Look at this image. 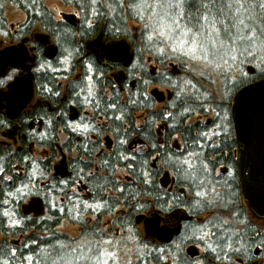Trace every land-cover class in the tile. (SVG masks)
Here are the masks:
<instances>
[{"label":"flooded vegetation","instance_id":"af4514ba","mask_svg":"<svg viewBox=\"0 0 264 264\" xmlns=\"http://www.w3.org/2000/svg\"><path fill=\"white\" fill-rule=\"evenodd\" d=\"M49 1L44 0L43 7L51 13V20L42 22H27L28 16L16 6H0V120L7 125L0 126V170L4 173V179H0V213L10 211L9 217L0 214V264H64L67 258L76 264L75 257H94L99 249L108 248L105 240L128 238L130 228L138 231L140 241L155 246L156 250L169 251L184 226L194 221L197 228L202 227L204 217L193 218L183 207L161 210L163 200L178 192L182 193L179 201L190 200L187 191L178 185H162L161 160L157 163L149 155L152 153L159 158L152 145L161 142L182 150L177 129L167 136V126L160 117L163 104L170 98L159 85L161 68L151 62L147 70H141L128 36L106 37L103 25L97 31L89 29L86 21H91L93 27L97 23L88 17L84 20L79 1L68 0L66 4L56 0L64 10L58 15L45 5ZM7 7L22 13L24 21L8 24ZM132 29L129 30L131 36ZM65 35L72 39L73 51H61L60 39ZM123 43L128 48L127 60L119 56L110 60L108 48H121ZM52 52L54 56L48 58ZM144 60L150 61L148 54H144ZM50 72L55 74L54 88L47 81ZM29 73L30 92L21 88L11 93L9 87L15 79ZM94 76L102 79L99 87ZM149 78L154 80L149 81ZM142 80L149 81L147 99L141 92L143 100L147 101L141 106L144 111L136 118L116 120L120 122L121 133L116 132L112 108L108 107L113 103V89L123 99L130 92L134 93L138 85L142 89ZM38 83L43 91L37 89ZM89 91L92 102L85 99ZM150 103L152 106H148ZM204 120L198 117L194 123L207 127L209 122ZM77 127V131L72 130ZM118 138L127 143L120 146ZM129 154L146 159L144 167L155 165V170H160L159 175H155L154 170L156 185L151 188L155 190L154 198L150 196L153 191L144 192L147 186L135 185L130 170L125 168L131 162L123 156ZM217 171L225 174L227 168L222 166ZM116 181L126 186L123 194L113 187ZM25 184L31 192L21 199L16 189ZM238 187L241 195L240 185ZM135 188L139 193L136 197ZM101 197L109 198L105 208H113L110 214L96 215L86 208L88 204L101 202ZM157 197L162 198L160 203L156 202ZM3 200L9 203L3 205ZM141 204L146 207L139 208ZM206 215L209 216L207 211ZM153 219L158 229L179 228V234L174 235L169 244L161 243L155 235L147 237L145 222ZM253 220L255 225L264 228V220ZM65 226L72 231L67 233L63 230ZM253 237L251 241L256 243V232ZM200 248L205 249L198 245L193 258L200 255ZM248 257V260L236 257L228 264H264V248L253 245ZM79 264L89 262L80 260Z\"/></svg>","mask_w":264,"mask_h":264},{"label":"snow or ice","instance_id":"6c2138e0","mask_svg":"<svg viewBox=\"0 0 264 264\" xmlns=\"http://www.w3.org/2000/svg\"><path fill=\"white\" fill-rule=\"evenodd\" d=\"M32 2L34 4L35 0H32ZM92 3L96 4L97 0H92ZM116 7L124 11L125 4L123 0H118ZM126 8L133 18L137 20V27L132 29L133 35L131 39L139 61L138 67L141 70H147L151 62L162 65L174 62L183 73L181 80L185 86L184 89H180L173 85L176 89V95L181 98V104L186 105L180 114L188 119L192 114L199 115L200 112H208L211 109L215 112L217 119L226 120V117H223L220 111H216V108L227 106L230 103L231 97L228 94L230 91L228 82L229 78L234 74L235 62L241 57L247 59L248 55L253 51L264 50V0H127ZM95 14L99 16L101 13L96 12ZM86 22L89 29L93 28L91 21ZM137 33H139L138 41ZM33 51H38L35 45L33 46ZM144 52H147L150 61L144 60ZM261 71L264 72V65H262ZM213 73H216L226 82L225 92L220 94L219 105H217L216 97L212 92L208 91V89H204L203 92L199 91L192 80L193 76L200 79L211 78ZM244 75L246 74L242 73L241 78L230 81L233 88L238 87L243 82L242 77ZM161 77L166 79L168 84H172L168 73H161ZM88 79L91 78L89 77ZM215 83L216 81L212 79L211 84L214 85ZM148 84L149 81L142 80L143 87L141 91L145 94L144 99H147ZM46 91L51 92V89H46ZM56 95L58 96L59 93H56ZM90 98L91 91H89L85 99H89V102H92ZM108 107L116 109L117 104L113 102ZM160 115L165 121L176 119V116L171 112L162 111ZM115 119L122 120L123 117L116 116ZM145 120L147 123V117ZM0 126L7 125L0 120ZM167 126L174 127L171 124ZM217 127L220 128L221 125H217ZM72 130L77 131L78 127ZM216 135H219V132L212 131L210 134L208 131H201L197 137L193 138L195 145L193 148L181 151L179 146H177L179 155L175 161L167 158L168 153H159V149L165 147L163 142L159 145H152L156 149L159 158L152 153H149V155L157 163L160 160H165L164 167H172L174 169L177 183H186L187 188L190 190V200L179 201V195H173L169 199L163 200L161 210L174 209L177 207V201L196 208L211 210L213 213L212 217L199 229L200 234L196 235L194 232L193 237L197 241L205 242V251L212 253L216 252V248L206 243V241L208 238L215 237L220 242L218 246L221 247V252L224 255H228L227 252H224L222 245L227 241H231V236H227L223 231L217 235L215 231H211L208 228V225L211 224L216 227L215 222H219L221 225L231 224V217L225 220L216 215L219 209H222L225 214L231 212L237 216L243 210L234 209L231 204L224 201V194L217 191V187L223 186L219 184V181L215 180L213 176L214 168L209 169L210 161L202 155L205 151V143L202 141L211 142ZM126 143V140L118 138L120 146ZM207 146L217 147L214 143H208ZM123 151L132 152L131 149H123ZM117 155H120V153L118 152ZM185 156L187 158H184ZM123 159L130 162L136 161V156L132 154L124 155ZM146 163L147 160L145 159L144 164ZM144 164L140 165L141 170L139 172L136 171L132 163L126 164L125 168L130 170V175L134 176L140 184L151 189L155 183V175H159L160 170H155V165L147 168L144 167ZM112 174L115 175V171ZM0 179H4L2 170H0ZM113 187L121 194L126 191V186H120L119 181L114 182ZM16 192L21 199H24L30 194L31 189L25 184L22 188L16 189ZM161 199V197H157L156 202L160 203ZM108 201V197H101V202L88 204L86 208L96 215L102 213L110 214L113 208L111 206L107 209L105 208V204ZM8 203V200L2 201L3 205ZM165 205L167 208H165ZM144 207L146 205H139V208ZM60 211L63 212L64 209H60ZM0 214L9 217L10 211H4ZM76 219L79 221L80 217L77 216ZM166 222L167 217L165 219ZM88 223L91 224L92 221L90 220ZM249 223L251 222L249 221ZM13 226H16L15 222ZM81 226L83 227V225ZM127 230L131 231V229ZM133 235L138 237V231L134 232ZM256 236H264V229L258 228ZM253 240H255V237H253ZM105 243L109 247L99 249L94 257L89 255L75 257L76 264H79L80 260L88 261L89 264H109V260L115 262L118 254L112 251L113 240L107 239ZM261 243L264 244V239H261ZM115 244L118 247L119 241H115ZM228 248L239 258L242 251L241 247H233L231 243H228ZM158 251L164 252L163 249H158ZM216 258L220 259L221 257L217 254ZM27 259L31 260V257ZM61 259L63 260L64 257L61 256ZM204 259H207V256ZM65 264H72V260L65 261ZM196 264H202V261H197Z\"/></svg>","mask_w":264,"mask_h":264},{"label":"trees","instance_id":"16d2710c","mask_svg":"<svg viewBox=\"0 0 264 264\" xmlns=\"http://www.w3.org/2000/svg\"><path fill=\"white\" fill-rule=\"evenodd\" d=\"M66 4L68 0H61ZM79 1L78 5L81 7V12L84 20L86 17L89 20L95 21L97 24L96 27L91 28L92 31L100 28L103 25V30L106 33V37H111L117 39L118 37L128 36L131 39V35L129 34L130 24L134 23L137 26V20L133 18V16L128 12L127 0H123L125 4V10L121 11L120 8L116 7V3L118 0H97L96 4L92 3V0H74ZM0 4L16 6L18 9H21L27 16V22L34 21H49L50 12L45 11L44 0H35L33 4L32 0H0ZM100 12L101 14L97 16L95 13ZM106 13V15H105ZM92 15V18H91ZM1 16V12H0ZM85 34L83 33V38ZM139 40V33H137V41ZM60 49L61 51L72 50V39H69L68 35L63 36L60 39ZM147 54V52H144ZM236 68L234 74L229 78L228 88L229 95L231 97L230 103L227 106L217 107L216 111H220L223 117H226V120L221 121L217 119L215 112L209 109L208 112H200L199 115L192 114L190 118L186 119L182 113L183 107L186 105L181 104V98L176 95V88L184 89V83L181 80L183 73L178 69V67L174 64V62H169L165 65L159 64L161 73H168L172 84H168L167 80L161 77L160 73V81L159 85L162 89H165L163 93H167L170 98H168L162 106V111L171 112L176 116L175 120H168L164 122L165 126L171 124L174 127L167 126V136L170 135L171 131L177 129L179 135L182 139V150L193 148L194 145V137H197L201 131L209 130L211 134L212 131L219 132V135L213 137L211 142L202 141L205 143V151L202 153L203 156L207 157L210 161L209 169L214 168L213 176L215 180L219 181V184L223 187H217V191L224 194V201H227L231 204V207L234 209H242L243 211L240 214L234 215L229 212L225 214L222 209L217 210L216 215L220 216L222 219H228L231 217L230 225H221L219 222L216 223V227H213L211 224L208 225V228L211 231H215L217 235L220 234L221 231L226 233L227 236H231V241L225 242L222 246L224 247V252H227L228 255H224L221 252V247L218 246L220 243L216 240L215 237L208 238L206 243L211 244L212 247L216 248V252H206L203 250V255L200 253L197 258H193L194 253L196 255V249L198 245H201L205 248V242L197 241L193 237V233L199 235V229L197 225L193 223L188 224V226H184L181 234L173 241L170 245L169 251L159 252L155 249V246L150 245L146 242H137L136 251L132 253V260L134 264H157V263H167L165 260L166 257H170L167 264H196L197 261H202V264H228L235 261L237 255L233 254L229 248L228 243H231L233 247H241L242 251L239 255L240 258L244 260H248L249 250L252 249L253 245H257L259 247L264 248V244L261 243V239H264V236H256V243L251 241V237L254 236L255 232L258 228H262L260 225H255V221L250 217L249 213L244 207L243 200L241 195H239V179L237 172V163H238V151L234 133V127L231 116V106L234 95L242 89L244 86L256 82L258 80L264 79V72L261 71L262 65H264V50L253 51L247 57V59L241 57L236 62ZM175 67L172 69V67ZM227 67V66H225ZM49 77H47V81L50 84L51 88H54L57 84L56 79L54 78V73L50 72ZM246 74L242 77L243 82L239 84L238 87H232L230 81L237 80L241 78V74ZM41 77V76H40ZM59 78V77H58ZM214 79L216 83L214 85L211 84V80ZM93 80V79H92ZM101 80L98 77L94 76V82L97 87L100 86ZM154 79L149 78V81H153ZM193 83L196 85V88L203 92L204 89H208V91L212 92L216 97L217 105L220 104V94L225 92V81L219 77L216 73H213L211 78L200 79L196 76L192 77ZM74 83L71 85L73 86ZM95 86V87H96ZM141 85H138L137 90L126 97L123 98L119 95V92L116 89H113V97L112 102L117 104L116 109H112V114L115 119L116 116H122L123 119H132L139 116L143 108L142 104L147 103L144 101L141 95ZM37 89L43 91V86L39 83L37 84ZM41 92V91H40ZM206 95V93H205ZM148 105V104H147ZM148 106H152L150 103ZM195 107V105H193ZM207 107V105H206ZM161 111V112H162ZM129 113L131 114L129 116ZM154 116V114H151ZM203 118L205 122H209L207 127H203L198 123H194V119ZM120 122H117L116 119L114 121V126L117 127L116 132L119 130ZM130 125H133L132 122H129ZM217 125H221L220 128ZM132 132V131H130ZM119 133L120 130H119ZM208 143H214L217 147H208ZM162 153H168V159L171 161H175L176 157L179 155L177 149L169 147L166 145L162 151ZM227 153V155H225ZM184 158H187L185 156ZM145 159L140 158V156H136V161H131V163L136 168V171L139 172L141 170L140 165L144 164ZM162 163V185H178L179 188H183L187 191L188 198L191 199L190 190L187 188L186 183L181 182L177 183V177L174 169L172 167H164L165 160H161ZM145 165V164H144ZM225 166L227 168V172L225 174H219L217 169L219 167ZM135 185H140V183L135 179L134 176H131ZM183 184V186H182ZM143 185V184H142ZM154 185H156L154 183ZM153 191V189L145 188L144 192ZM136 197L139 193L135 188ZM149 195V194H148ZM179 200L182 198L181 193L178 192ZM151 198L155 197V190L150 194ZM164 194H161L163 197ZM136 199V198H135ZM223 202V201H222ZM177 207H183L186 212L190 215L196 217H204V223L209 220L213 213L211 210H207L204 208H196L194 206H189L185 204H181L178 201ZM209 213V216L206 215ZM234 215V216H233ZM249 221L251 223H249ZM131 233H134V228H130ZM136 239V237H134ZM68 244V243H67ZM179 245V247H177ZM169 248V247H168ZM135 253V257H133ZM220 255V259L216 258V255ZM207 256V259L204 257ZM230 257V258H229ZM171 258L175 259V262L172 263Z\"/></svg>","mask_w":264,"mask_h":264},{"label":"water","instance_id":"95a60500","mask_svg":"<svg viewBox=\"0 0 264 264\" xmlns=\"http://www.w3.org/2000/svg\"><path fill=\"white\" fill-rule=\"evenodd\" d=\"M127 44L121 48H108V58L116 56L127 60ZM54 52L48 57L52 58ZM26 62V57L22 59ZM118 82V80H117ZM31 74L18 77L10 85L11 93L24 88L30 92ZM232 121L238 147V177L241 195L250 215L257 221L264 220V79L244 86L234 96ZM179 228L158 229L156 220L145 222L146 236L157 237L163 244H169Z\"/></svg>","mask_w":264,"mask_h":264},{"label":"rangeland","instance_id":"374dc122","mask_svg":"<svg viewBox=\"0 0 264 264\" xmlns=\"http://www.w3.org/2000/svg\"><path fill=\"white\" fill-rule=\"evenodd\" d=\"M45 5L48 6L50 9H52L54 12H56L57 15L61 11H64L61 9L62 5H60L56 0H51L49 2H46ZM5 18H6L8 24H17L18 22H23L25 19L24 15L13 7H7V9L5 11ZM135 26L136 25L134 23L130 24L131 28L135 27ZM161 90L165 91V89H162V88H161ZM63 230H65L67 233L72 231V229L69 226H65L63 228ZM117 240L119 241L118 247L115 244V241H117ZM113 242L114 243L111 246L113 249L112 251H115L118 255H117V260L115 262L109 260V264H134V261L132 260V253L134 251H136L135 249L137 246V242H140V238L136 237V239H135L133 236V233L129 232L128 238L113 239ZM104 245H107V244L104 243ZM199 252L203 255V250H201V248L199 249ZM133 257H135V253H134ZM169 258H170L169 256L165 258L167 263L169 261ZM67 260H71V259L67 258L66 260H64V264H65V261H67ZM170 261L172 263H174L175 259L171 258ZM72 264H73V262H72Z\"/></svg>","mask_w":264,"mask_h":264}]
</instances>
